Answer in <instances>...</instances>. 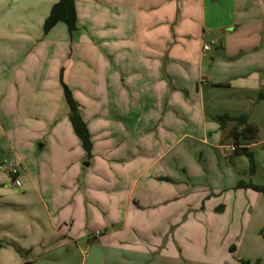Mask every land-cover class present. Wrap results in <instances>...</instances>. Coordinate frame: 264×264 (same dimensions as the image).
Wrapping results in <instances>:
<instances>
[{"label": "crops", "instance_id": "obj_1", "mask_svg": "<svg viewBox=\"0 0 264 264\" xmlns=\"http://www.w3.org/2000/svg\"><path fill=\"white\" fill-rule=\"evenodd\" d=\"M57 1L0 0V222L21 237L0 264H264V193L236 186L264 143V0H130V43L81 0L78 41L45 32Z\"/></svg>", "mask_w": 264, "mask_h": 264}, {"label": "rangeland", "instance_id": "obj_2", "mask_svg": "<svg viewBox=\"0 0 264 264\" xmlns=\"http://www.w3.org/2000/svg\"><path fill=\"white\" fill-rule=\"evenodd\" d=\"M97 3V4H96ZM95 6L90 7L91 5L87 4L86 0H81L77 4V9L79 11H85L84 13H97L98 14V8L101 7V5H107L105 6L107 10H109L110 15H103L101 14L102 17L106 16L107 23L101 27L100 29L106 32L107 34H113L115 35L118 33L119 37L123 36L124 42L130 43V10L127 9L129 6L130 7V0H125V2H122V0H115L112 2V5L115 4L116 7L114 6H109L111 3L110 2H105V1H100L96 2ZM99 6V7H98ZM104 9L103 7H101ZM118 8V9H117ZM121 15V17H118ZM87 16V15H86ZM122 27H125V31L123 30ZM118 28L117 31H115V28ZM89 29L90 27H86ZM84 30L80 31H75L72 32V40L73 41H78L80 32L82 33ZM71 33V32H70ZM261 138H264V129L261 132ZM253 152V157H254V173H251L250 167H249V161L246 155L241 154L240 158L244 160L243 162V167L239 170L240 173V179H244L246 181H252L253 183L261 184L264 185V143H261L260 145L254 146L250 149ZM3 160V156L1 155L0 152V161ZM8 163H6L7 165ZM5 215V214H3ZM3 223L0 222V234L3 233V236L7 237H16L17 239H21L19 236H15L13 233V230H10L9 227L4 226L1 228ZM31 229L27 228V239L30 240V233ZM262 233V232H261ZM25 236L22 237L21 243L25 240ZM9 246H13V244H8ZM32 247H34V250L36 252H42L44 249L50 248L52 245L51 243H45V242H39V243H33L31 244ZM57 246V245H56ZM14 247V246H13ZM34 251V252H35ZM241 264V262H240Z\"/></svg>", "mask_w": 264, "mask_h": 264}, {"label": "trees", "instance_id": "obj_3", "mask_svg": "<svg viewBox=\"0 0 264 264\" xmlns=\"http://www.w3.org/2000/svg\"><path fill=\"white\" fill-rule=\"evenodd\" d=\"M75 0H58L52 7L49 12V15L44 21V31L48 32L52 27H54L57 23H63L67 27L69 32H73L76 30V8H75ZM64 90V96L69 106V120L71 122L72 128L79 138L82 148L86 151L87 156H90V151L92 148V143L90 139V133L87 129L86 123L81 118L79 114L78 104L74 100L70 90L65 84H62ZM260 97H264V94H260ZM226 118H222L221 124L225 121ZM228 119V118H227ZM244 128L239 134L236 132V129L233 128L231 130V135L234 143L237 144V140L239 135L243 138H247L252 132V126L246 123V116L242 115L236 119V124H244ZM238 152L247 156L249 161V167L251 173L254 172V157L253 154L249 151H246L244 148L238 149ZM237 187L242 188H250L254 191L264 193V185H258L253 183L252 181H239L236 184ZM241 264H249L247 261H241Z\"/></svg>", "mask_w": 264, "mask_h": 264}, {"label": "built area", "instance_id": "obj_4", "mask_svg": "<svg viewBox=\"0 0 264 264\" xmlns=\"http://www.w3.org/2000/svg\"><path fill=\"white\" fill-rule=\"evenodd\" d=\"M209 48V46L207 44L203 45V49L207 50ZM237 149V145L236 144H232L229 146H226L223 148L225 153H229V152H234ZM6 169L9 173L10 176H16L18 173V168L16 165H14L13 163H8L6 166Z\"/></svg>", "mask_w": 264, "mask_h": 264}]
</instances>
